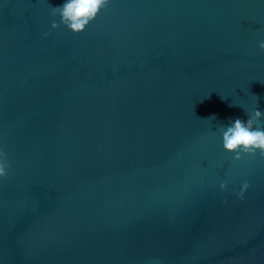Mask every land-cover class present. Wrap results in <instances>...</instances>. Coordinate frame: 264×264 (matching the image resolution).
Segmentation results:
<instances>
[{
    "label": "water",
    "instance_id": "1",
    "mask_svg": "<svg viewBox=\"0 0 264 264\" xmlns=\"http://www.w3.org/2000/svg\"><path fill=\"white\" fill-rule=\"evenodd\" d=\"M60 2L0 0V264H264V0Z\"/></svg>",
    "mask_w": 264,
    "mask_h": 264
},
{
    "label": "clouds",
    "instance_id": "2",
    "mask_svg": "<svg viewBox=\"0 0 264 264\" xmlns=\"http://www.w3.org/2000/svg\"><path fill=\"white\" fill-rule=\"evenodd\" d=\"M107 4L108 0H61L53 7L52 15L59 16V23L64 24L73 33L79 34ZM58 27L56 19H53L51 29ZM44 35L48 33L45 32ZM257 45L264 50V39L258 40ZM258 100L259 97L255 96L256 105ZM262 121H264V110L256 106L246 112V118L236 117L230 123L219 127L224 150L232 154L235 160H241L246 154L264 155V126H260ZM9 167L5 153L0 151V178L8 174ZM220 187L224 189L227 185L221 182ZM247 187L248 182L244 181L237 195L243 198Z\"/></svg>",
    "mask_w": 264,
    "mask_h": 264
}]
</instances>
